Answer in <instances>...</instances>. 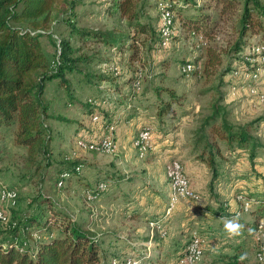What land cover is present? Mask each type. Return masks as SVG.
<instances>
[{
    "label": "rangeland",
    "instance_id": "1",
    "mask_svg": "<svg viewBox=\"0 0 264 264\" xmlns=\"http://www.w3.org/2000/svg\"><path fill=\"white\" fill-rule=\"evenodd\" d=\"M155 1L152 0L153 4L142 11L139 19L147 22L153 20L151 24L157 30L159 15L154 4ZM244 1L198 0L202 4L201 10L198 12L208 17L207 25H203L204 32L200 33L205 39L204 44H201L200 47H197V39L182 29L178 17L175 22L177 33L170 46L160 51L145 49L140 55V59L134 61L127 57L129 54L127 52L122 55L117 48L107 49L102 44L88 42L84 51L96 56L89 67L94 72L114 78V84L102 81L101 87H96L81 83L78 79L82 73L78 71L69 72L67 75L72 82L69 88L71 93L59 85V79L47 82L44 98L50 102V113L53 116L66 117L69 121H62L55 117L48 119L47 123L51 128L52 136L50 147L53 151L50 157L51 165L46 164L45 158L42 159L43 169L41 168L38 173L35 166L26 164V150L15 142L14 128L5 131L0 142V192L1 184L14 187L19 192V201L14 205L11 202H2L0 197V212L6 213L7 222L12 220L13 213H16L17 218L21 220L27 216L43 215L42 220L44 221L53 206V210H57L59 216L71 217L85 230H88L93 226L89 219L91 213L99 211L97 208H102L101 206H111L107 219V225L110 227L103 228L101 225H95L94 228L100 233L108 229L113 230L114 235L106 237V244H109V247L105 245L104 248L120 255L131 254L133 256L134 254V257H140V264H178L180 254L195 233L204 236L206 242L207 240L209 242L204 257L197 263L206 264L213 257L210 255L212 250L226 245L224 243L217 247L219 238L224 239L227 237L224 235L230 232L233 234L232 237H228V240L242 239L240 245L243 247L246 263L260 264L257 259L258 242L255 239V232L250 229L247 232L240 231L241 222L239 221H232L237 225V228L230 231L229 222L217 219L212 211L214 206L226 202L230 209L237 207L240 203L237 202V199L235 202L234 197L238 195L246 199H256L259 195L264 194L263 49L256 48L258 55L252 59L254 70L248 62L252 45H264V14L261 13L262 10L254 11L256 27L247 33L245 37L247 43L242 51L235 53L230 49L239 36V22L244 9ZM260 1L264 5V0ZM74 12L75 14L79 13L77 24L84 27L112 30L116 34L124 36L134 31L130 22L114 12L106 0H80L75 6ZM193 14H197L195 8H189L186 11V15L192 16ZM66 19L67 15L59 16L53 27L41 37L45 53L51 64H54L57 59L58 40L69 37V26L65 22ZM141 38L144 37L141 36ZM74 43L81 46L79 42L74 41ZM211 46L223 53V63L217 68L215 74L206 75L202 67L205 57L202 59V56H205L207 49ZM100 58L104 60L103 63H100ZM164 58L169 60L170 65L167 68L162 66ZM197 58L201 60L197 63L196 71L191 75H185L182 59L196 60ZM113 63L119 67L117 76L108 66ZM227 67L240 68L222 75L221 73ZM132 76L136 78V82L125 85ZM117 84L122 86L125 95L130 94L128 102L120 105L121 109L127 112L136 110V118L140 117L136 124L137 134L146 128L152 131V146L149 153L141 158L143 159L142 163L148 159L163 160L167 168L170 161L178 159L188 178H199L195 180V189L200 199L180 200L179 205L182 208L180 213L168 215L166 208L164 211H159L158 208H153L151 204H148L146 199L144 203L140 204L145 198L142 196V190L146 186L144 182L138 188L128 187L127 184L123 185L121 188L123 195H120L117 190L106 197L100 196L92 199L87 198L85 184L76 179L71 182L66 181L63 187L58 186V174L63 167L65 157L86 161L97 158L101 165L105 164L106 166H109L111 162L115 163V161H109L110 158H117V154H120L119 145L114 136L115 129L107 127V134L103 135L102 129L99 127L101 125L86 123L89 111L85 109L84 103L97 96L99 98L97 102L100 105L106 102L107 107L110 108L111 105V110L120 108L117 99H120L121 96L115 93ZM155 87L172 89L179 101H175L166 91H162L159 96ZM70 95L74 96L77 101L74 102ZM159 102H172L177 109V117L165 114L159 118L156 107ZM215 106L222 109L229 123L249 131L254 138V141H251L252 144L250 142L249 145L241 146L235 143L232 147H228L214 135L209 126L203 130L204 132L200 131L205 119L211 115ZM220 122L221 120H218L217 124ZM96 131L99 132L97 135ZM153 133L156 135V142H153ZM107 135H112L117 144L116 154L84 146V138L88 141H99ZM157 143H159V147L156 149ZM220 144L223 148L222 154H219L218 150L216 151ZM253 144L257 145L254 151L251 146ZM154 150L159 151L152 153ZM93 154L95 156L92 157ZM212 155L216 166L211 165ZM90 157L92 158L90 159ZM225 160L229 162L227 163ZM119 168L121 172L124 169L120 166ZM140 169L144 170L145 168L140 167ZM193 170H196L197 173L193 174ZM87 173L88 171L84 168V176ZM130 196H133V199H129ZM228 197L230 199H226ZM44 198H47L46 203H44ZM132 207L133 210L145 212L148 214L146 217L150 218L148 217L147 220L140 217L131 220ZM13 208H15L14 211ZM206 211L209 213L206 214ZM250 212L251 210L242 214L241 219L249 218L253 221ZM152 221L158 222L160 228H153ZM220 228L223 229L220 230ZM242 230L244 229L242 228ZM54 231L58 233L56 228ZM220 231L223 233L222 235H218ZM237 233L240 235L237 236ZM108 237L114 241H107ZM28 240L30 246L35 248V237L29 236ZM141 255L146 256V259Z\"/></svg>",
    "mask_w": 264,
    "mask_h": 264
},
{
    "label": "trees",
    "instance_id": "2",
    "mask_svg": "<svg viewBox=\"0 0 264 264\" xmlns=\"http://www.w3.org/2000/svg\"><path fill=\"white\" fill-rule=\"evenodd\" d=\"M151 1L109 0L110 8L121 18L128 20L134 30L133 33L130 32L124 36L112 30L77 26L74 8L80 0H0V142L5 131L14 128L15 142L26 150V164L35 166L37 173L42 168V159L45 158L46 164L51 165L52 136L47 121L53 117L62 121L69 120L50 113V102L44 98L47 82L59 79V85L69 90L72 82L67 75L74 71L82 73L80 78L85 82L98 86L104 79H108L105 75L88 72L83 68V65H90L96 59L95 55L84 51L88 42L99 43L107 48H117L120 52L129 50L131 61L140 59L145 49L164 50L165 48L161 45L162 37L159 28L155 30L151 24L153 20L147 22L139 19L142 11L153 4ZM154 4L157 8V0ZM171 6L182 29L190 35L192 31L199 35L204 32L203 25H207L208 17L198 12L202 8L198 0H171ZM189 8H195L197 14L186 15ZM256 10H262L261 13L264 14V5L260 0L244 1V9L239 22V36L230 48L233 52L242 51L247 43L245 40L247 33L255 29L254 11ZM62 15H67L65 22L69 26L71 35H69L70 38L58 40L57 59L54 64H51L45 53L41 37ZM74 35L80 39L81 46H76L72 42ZM258 47L264 51V45H252L248 59L253 70L255 67L252 59L258 55L256 52ZM204 57L203 72L206 75L215 74L217 68L223 63V53L211 46L202 59ZM200 60V58L182 59L184 65L191 62L196 66ZM100 63H103L101 58ZM169 65V60L164 58L162 66L166 68ZM238 68L240 67H227L221 74L225 75L228 71L233 72ZM131 81L135 83L136 78H131ZM156 90L159 96L162 91H166L175 101H179L172 89L156 87ZM70 97L72 100L75 99L74 96L70 95ZM98 100L96 96L85 102V109L89 113L95 111ZM158 105L161 115L168 113L176 117L177 109L172 102H159ZM97 110L103 115V122L109 128L113 123L107 112L101 108ZM218 120H221L219 124H217ZM208 126L220 140H226L230 144L237 142L245 145L254 141L253 136L245 128L229 123L218 106H215L211 115L205 119L200 131L204 132L203 130H206ZM204 136H206L205 133ZM256 146L254 144L253 149ZM217 150L220 151L218 146ZM213 158L212 155L210 160L212 166L215 165ZM64 160L63 167L59 170V180L62 179V175L67 174L65 181L71 182L76 179L82 182L85 162L69 157H65ZM101 182L105 181L100 180L96 185L86 186L94 198L105 193L98 189ZM44 199L46 203L47 198ZM53 209L51 206L49 216L44 221L42 220L43 215L27 216L21 220L17 218L16 213H13L8 225L0 224V232H2L0 234V264H113V260L121 261L125 258L116 254L113 260L108 262L107 253L110 252L102 247L101 241L95 234L85 230L73 218L59 216L57 210ZM253 213H256V218L249 223V226L250 230L255 232L259 219L264 216V203L261 209L254 210ZM55 228L58 233L54 231ZM29 236L35 237V248L30 246ZM233 249L232 253L215 254L208 264H247L242 251L243 247L237 245L233 246ZM141 257L146 259V256L141 255Z\"/></svg>",
    "mask_w": 264,
    "mask_h": 264
},
{
    "label": "crops",
    "instance_id": "3",
    "mask_svg": "<svg viewBox=\"0 0 264 264\" xmlns=\"http://www.w3.org/2000/svg\"><path fill=\"white\" fill-rule=\"evenodd\" d=\"M106 1H107V4L109 5V3H110L109 0H106ZM78 16H79V13L76 14V21L77 22H78ZM158 23H159V17H158ZM77 26L84 27V26L78 25V24H77ZM68 35H71L70 30H69ZM74 41L80 43V39L76 35L72 36V42L74 43ZM107 49H115V48H109L108 47ZM84 50H85V48H84ZM125 52L130 53L129 50H126V51L120 52V53L122 55H124ZM127 57L129 58V54ZM103 62H104V60H103ZM110 65L111 64H108V66H110ZM83 68H85V70L88 68L86 71L94 73V71H92V69L89 67V65L85 64V65H83ZM95 73H98V72H95ZM101 75H105V74H101ZM107 78L108 79H104L103 81H108L109 84L110 83L114 84V78H109V76H107ZM131 78H133V76L128 79V81L126 82L125 85H131V83H132ZM78 80L84 84H91V83H88V82H85L84 80H82L80 78V76H79ZM91 85H95L96 87L98 86L97 84H91ZM116 86H117V90L115 93H118L119 96H121L120 99L119 98L117 99L118 100L117 101L118 106H120L123 103L126 104L128 102V96L130 94L125 95L121 85L117 84ZM99 87H101V85ZM73 101L75 102L77 100L74 99ZM105 103L106 102H104V104L102 103L101 105H99L100 106L99 108H101L105 112H107L109 119L112 121V123L114 122V126H115L114 136L117 139L120 154H117V158H114V157H112L113 159L110 158L109 161H115V163L111 162L109 166H106L105 164L101 165L100 162L97 160V158H92L93 156H95V154H93L92 157H90V159L92 158V160H88V161L83 160L85 162L84 168H86L88 173L85 174V176H84L83 171H82L83 178H86L82 182L85 184V186H91V185H96L100 180L105 181L108 184V189L105 191V193L101 197H106V196L110 195L111 192H115L117 190H119L120 195L121 194L123 195V192L121 191V188L123 187V185L127 184L128 187H135V188L137 187L138 188V187H141L140 186L141 183L144 182V184H146V186L142 190V193H143L142 196H145V198L140 202V204L144 203L145 199H146L148 201V204H151V206L153 208L156 207L159 209V211H164L168 205V201H169L168 199H169V196L171 194L170 183H169L168 178L166 176V167H165L166 163H165V161H163V160L162 161L161 160L154 161L153 159H148L146 162L142 163L143 159H141L138 156L137 150L133 144L134 137L137 135L136 124L138 122V119L140 118V117L136 118V115H137L136 114L137 112H135L136 110H132V111H128V112L123 111L121 109L122 105L120 106V108H117V109L115 108V109L111 110L110 109L111 105L109 108V107H107V105ZM156 107H157V112H158L157 116H159V118L162 117L163 115H165V114H163V115L160 114L158 103L156 104ZM97 109H95V111H93L92 113L87 114L88 119H87L86 123H88L90 125L94 124V122L92 120V114L95 112H98ZM166 114H168V113H166ZM176 117H177V113H176ZM96 124L101 125L99 127L102 129V134L106 135L107 134V131H106L107 126L105 125V123L103 122V124L102 123H96ZM104 126H106V127H104ZM98 133L99 132L96 131V135ZM155 137H156V135L153 133V142H156ZM221 141L224 144H226L228 147H232L235 143H237V142H234V143L230 144L226 140H221ZM251 144H252V142H251ZM238 145H240V144H238ZM246 145H249V143L245 144V146ZM253 145H251V146H252V150L254 151L255 149H253ZM241 146H244V144H241ZM158 147H159V143H157L155 148L157 149ZM218 147H221V144ZM219 149H221V150L217 151V152L219 154H222L223 148L221 147ZM157 151H159V150H154L152 153H156ZM93 153H95V152H93ZM97 157H99V156H97ZM220 157H221V155H220ZM79 160H81V159H79ZM225 161L227 163L229 162L228 160H225ZM119 164H122V165H119ZM141 164H143L144 166H140ZM119 166L124 167L122 172H121ZM186 166L188 167L189 165L187 164ZM214 166H216V162H215ZM140 167H143L147 170H145V169L141 170ZM84 168H83V170H84ZM192 173L196 174L197 171L193 170ZM131 174H136L138 176H133ZM131 178H133L134 180H130ZM125 179H127V180L125 181ZM189 179H190L192 187L194 188V190H196L195 189V187H196L195 180H198L199 178H189ZM206 179L209 180V178H206ZM126 197L128 198V196H126ZM230 197H228L226 199H230ZM239 197H240V195H238L237 197H234V201L236 202V199H237V202L240 203V205H238L237 207H231V209H230V207H228V203L226 202V203L218 204V206H214L212 208V211L214 213V217H216L217 219L227 220L228 222H232V221L233 222H236V221L241 222V224H240L241 228L239 230L243 231V232L244 231L247 232L248 229H251V227L249 226V223L252 221L249 220V218L244 219V220L241 219V215L244 214L246 211L243 209L240 211V208H242L243 203ZM257 198L256 199L259 201V203L253 204L252 208L250 209L251 210L250 213L253 217V220L256 218V215H255L256 213H253V211L256 210L257 208L261 209L263 206L264 194L259 195ZM129 199H133V196H130ZM232 199H233V197H232ZM230 203L232 204V202H230ZM101 207L102 208H97L99 211H94L93 213H91V216L89 217V219H90L91 225H93V226L90 229L88 228V231L92 232L93 234H95L98 237V239L101 241L102 247L104 248L105 245H107L106 244L107 243L106 237L108 235H110V236L114 235L113 234L114 231L111 229H108V230L100 233V232L95 230V228H94L95 225H101V226H103V228L110 227L109 225H107L108 224L107 219L109 217V214H108V212L110 211L109 207H111V206H101ZM131 209H132V213L130 216V217H132L131 220H135V219L140 218V217L143 219H147V220L150 218L149 216H148L149 218L146 217V215H148V214H146L145 212L143 213V212H140L139 210H133V207ZM146 211H149V210H146ZM179 211H182V208L180 207V205L178 203V206H176V208L174 209L173 214L176 212L180 213ZM238 212H240V214H238ZM207 213H209V212L206 211V214ZM242 228L244 230H242ZM222 229L223 228H220V230H222ZM109 233H111V234H109ZM105 234H107V235H105ZM222 234L223 233L221 231L218 232V235H222ZM232 234L233 233L230 232V233H227L224 235V236H227L224 239L219 238V242H217L219 244L217 245V247H219L220 244H224V243H226V245L223 246L224 248L220 247V248H216V250L215 249L212 250L210 255L214 256L215 254L221 253V252L232 253L234 251L233 246L240 245V241L242 240L240 238H238L236 240L235 239L228 240V237H232ZM236 235L238 236L240 234L237 233ZM107 241L110 242V241H114V240H112L110 237H108ZM207 242H208V240H207ZM227 242H229V243H227ZM115 243H118V242L115 241ZM208 245H209V242H208V244L206 243V246H208ZM104 249L107 250L108 252H112V255H110V256H109L110 253H107L108 254L107 255V261H112L114 256L116 254H118L112 250H108L106 248H104ZM127 256H131V254L119 255V257H127ZM133 256H134V254H133ZM109 257H110V260H108ZM211 260H212V258L210 259V262H211ZM208 263H206V264H208Z\"/></svg>",
    "mask_w": 264,
    "mask_h": 264
},
{
    "label": "built area",
    "instance_id": "4",
    "mask_svg": "<svg viewBox=\"0 0 264 264\" xmlns=\"http://www.w3.org/2000/svg\"><path fill=\"white\" fill-rule=\"evenodd\" d=\"M157 11L159 15V32L162 37V47L167 48L170 46L174 36L176 35V17L175 12L171 6V0H157ZM191 36L197 39V47L199 44L204 42V37L202 35L196 34L194 31L191 32ZM110 70L114 75H119V67L116 63L110 65ZM196 70V64L188 62L183 66V73L185 75H191ZM262 100H264V95H262ZM96 105L100 103L96 102ZM92 120L94 123H103V115L98 112L92 114ZM110 129H115L114 124H112ZM84 146L89 149L103 150L110 154L117 153V144L113 139V136H105L99 141H88L83 139ZM134 147L137 150V154L140 158H144L152 146V131L149 128L141 130L133 140ZM166 175L171 187V194L169 196L168 205L166 207V214L171 215L182 199L186 200H199L200 196L196 190L191 185L190 179L185 173L184 167L178 159L170 161L166 168ZM67 174L62 175V179L59 180L58 186L63 187L65 184V179ZM98 189L106 191L108 189V184L106 182H101L98 185ZM0 197L2 202H11L13 205L17 202L18 191L14 188H9L4 184H1ZM87 198H94L90 190H87ZM243 203L242 208L245 211H249L253 204L259 203L257 199L254 198H244L239 197ZM240 214V212H238ZM8 218L4 211L0 212V224L8 225ZM151 226L153 228H160L159 223L152 221ZM255 239L258 242V253L257 259L260 264H264V216L259 219L256 231ZM206 239L200 234H193L189 242L187 243L185 249L179 256L178 264H197L205 254L206 250ZM141 259L128 256L123 260H113V264H140Z\"/></svg>",
    "mask_w": 264,
    "mask_h": 264
},
{
    "label": "clouds",
    "instance_id": "5",
    "mask_svg": "<svg viewBox=\"0 0 264 264\" xmlns=\"http://www.w3.org/2000/svg\"><path fill=\"white\" fill-rule=\"evenodd\" d=\"M228 228L230 231H234L237 228V225L235 223L229 222Z\"/></svg>",
    "mask_w": 264,
    "mask_h": 264
}]
</instances>
